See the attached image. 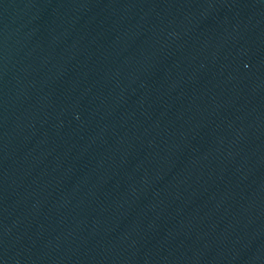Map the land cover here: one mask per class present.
I'll list each match as a JSON object with an SVG mask.
<instances>
[{
  "label": "water",
  "instance_id": "95a60500",
  "mask_svg": "<svg viewBox=\"0 0 264 264\" xmlns=\"http://www.w3.org/2000/svg\"><path fill=\"white\" fill-rule=\"evenodd\" d=\"M0 264H264V0H0Z\"/></svg>",
  "mask_w": 264,
  "mask_h": 264
}]
</instances>
